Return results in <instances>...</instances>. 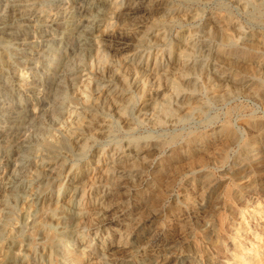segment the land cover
<instances>
[{"label": "rangeland", "instance_id": "1", "mask_svg": "<svg viewBox=\"0 0 264 264\" xmlns=\"http://www.w3.org/2000/svg\"><path fill=\"white\" fill-rule=\"evenodd\" d=\"M83 1H88V0H57V1L56 0H0V28H2V36L0 35V84H2L3 82H7L10 85L12 83L13 75H17L18 77L24 80V86L26 88L28 86L29 87L34 86L35 87L34 91L31 90L27 94L28 96L33 95L34 97L37 98L39 105H37L36 107L31 106V108L35 110H37L36 108L39 109L44 106L49 107L50 105L51 106L54 105L52 101L47 100V95H49V89L46 87L50 80L49 78H51V74H49L50 77L45 75L43 68L44 65L47 63H54L55 64L54 66H56L57 62L59 61L60 57L64 55L65 51L67 50L74 51V48L76 47V42L80 36V30L82 28L79 31L77 30L78 32L77 31L71 32L68 37H64L62 35V30H63L62 28L70 22L71 15H74L75 19L78 22L83 19L85 15V11L82 7ZM117 1L119 4H121L120 6L122 8H125V10L122 9L121 10L122 12L118 11L117 14H115L109 20V30L110 32H118L116 34H119L121 32L124 34H128L129 38L126 39V41H123L120 39L118 40V37H112L102 42V54H105L109 60H115V59L120 60L122 56H124V54L126 55L128 53H133L136 51H141L142 53L145 52V54H147L148 52H157L158 50L160 52H163L166 57L165 59H167V57L170 56L169 51L171 52L174 51L173 49L177 40L182 36H189V35L192 36V38L194 39L197 45V47H195L194 50L191 52V56H190L191 62L195 66L193 65L188 70V74H187V76L189 75L188 77L192 78L195 81H192V83L183 87L182 92L184 93L180 96L179 100L173 101L174 107L176 106L177 108L176 111L173 113L174 116L173 115L169 116L166 114L163 115L162 112H159L162 106L161 101L159 100L155 102L156 107L159 108L158 111H155L156 112L155 114L150 113L147 110L148 108L146 106L151 101L150 99L151 97L149 95L143 94L140 90L138 91L137 89L138 83L136 84L132 82L129 84L130 85L129 91H130V95L135 98H133V100L129 104L128 113L126 114L125 117H120V115L118 114V109L115 110V107L113 108L112 105L107 106L101 104L100 102L98 103L96 102L95 104L96 107L91 106L92 109L95 110L96 116L97 117L99 116V119L102 120L103 129L104 131L105 130L106 131L101 132L99 129H91L92 131H94L92 132L91 130L86 129L87 126L86 124L87 117H86L85 122H83V124L81 125L83 127L81 131L83 134V138L88 139L89 141V149L88 152H86L85 156L83 155L80 157L77 154V150H76L77 145L70 144L71 138L72 140H74L75 135L73 137L72 135L64 137L63 136L64 134H61L58 131H54L53 120L55 118L56 119L59 118V114L57 115L58 112L56 114L55 113L51 114L49 112H46L44 117H42L40 123V125H42V128H44L42 129L43 132L42 130H38V126L36 125L37 128L36 127L30 128V130L32 129L31 130L32 132L30 130H29L30 132L24 130L23 133L21 134L18 133L17 131H15V134L11 132L8 138V140L10 139V141L8 142H4L0 139V171L6 173L7 175H11L12 173L14 174L18 172L19 162L16 161V158L20 157L21 159V155L19 154V152L23 151L27 145L37 143L36 140L39 137V135L45 136L47 132L53 131L59 137L65 139L67 138L66 140H68L66 147H64L61 151L62 155L65 157L64 158L65 168L63 169L62 173H66L67 169L68 170L80 169L81 166L85 165L89 160H91L94 156L97 155L100 156V165L105 163L109 159L118 160L120 158H123L122 161H119L111 166L110 168L111 175L108 177V179H106V181L109 180V182L107 181L104 183L105 180H103V182L98 183V185H95L97 193H94V195L98 193L110 194L109 199H107L104 202L105 204L106 203L108 204L109 202H114L115 203V204L113 203L114 205L124 204L126 202H130L132 204L130 210L131 215H126L124 217L122 216L113 217L111 216L112 215L111 213H109L110 215L107 214L110 217V218L108 217L110 226L112 227L115 226L114 227L115 231H113L107 242L108 243L118 242L120 233L117 232V229L124 231L125 233L124 237L122 238V244L127 245L126 249H122V251L118 250L115 254H112V259L113 260L117 259L116 260L117 263L157 264L152 260L145 259L148 255H151L156 257L158 261L164 258L171 257L173 258V260H171L170 263L168 264H175L177 257L180 258L181 256L188 253L190 255L196 256L197 260H200L201 264H202L201 262L202 260L204 261L203 264H239L242 257L248 252V248L250 247L249 239L254 238L253 247L255 250H253L252 259L248 264H264V234L257 235L255 232V229H258V225L264 223V201H263L264 200V170H263L264 169V132H259L261 131L260 129L264 126V103H263L264 102V88H263L264 86V6H263V11L260 12V10H258L259 6L257 5V3L255 4L256 0H249L252 3V5L246 4L247 1L245 2V0H233V1L232 0H202V1L201 0L198 1L147 0V2L145 1L143 7L151 9L150 11L151 13L149 15H145L141 13L134 16L129 14V11L127 10L129 7L127 3L128 0H117ZM16 2H19L20 4ZM18 7H20L21 9L23 8L25 9V7L28 8L26 11L27 12L26 17L25 16L21 17ZM243 7H245L246 9ZM254 8H258V9H254ZM16 11H18V14H16ZM181 15L183 16V18ZM179 16L180 18H178ZM159 19L165 21L164 22L165 24L162 23L161 21L157 22V20ZM215 19H219V20L216 21ZM167 20H169L168 21V23L170 22L169 24L167 23ZM177 21L179 22L177 23ZM222 21H230L235 23L238 26L239 31L235 32L232 29L229 30L225 28L223 29L224 31H221L220 24H222L221 23ZM130 22H132L133 26ZM205 29L208 30H206L205 32ZM159 30L166 31V41H165L166 43L159 42L158 44H156L157 41L154 39V34H156V32H158ZM210 30H212L213 32L212 31L210 32ZM220 32H222L226 36L227 34L234 36L235 34L238 33V36L240 38V42H239L240 44L238 43L237 44L238 46L237 45L233 46L231 50L230 48H228L227 50L226 49L227 46L225 47L221 44L222 42V40H220L221 35L218 34ZM216 35L218 36L216 37ZM33 37L35 38V40ZM217 38L219 39V41ZM252 40L255 41L257 40L259 42H255ZM242 43L244 44L242 45ZM256 43L260 45H256ZM61 44L62 47H60ZM240 45L242 46V48ZM117 49H120L119 52L115 51ZM229 50L232 52H230ZM108 51L110 52L108 53ZM219 51L222 52L220 53ZM201 52H202V56L200 55ZM214 52L216 55L214 54ZM75 53L77 55H75ZM75 53L73 54L74 56L72 55L71 57L73 59L75 58L73 62L74 61L76 62L74 63H78L81 60V57L77 52ZM211 54L214 55L212 56ZM55 56L57 57V59L53 62ZM218 56L220 58L217 59L216 57ZM236 56L238 57L236 58ZM99 59H101L100 56L94 59V66L91 69V76L93 81L88 86V90L86 93L90 100L96 98L97 95L103 94L104 86L107 84L108 81V76H109L108 75L109 68H107L108 65L107 64L102 65L103 62H101L102 60ZM98 61L101 63V65ZM240 62H242V64ZM33 63L35 64L34 66ZM229 64L231 66H229ZM217 65L220 66L222 71H225V73L227 71L231 72L232 75L239 80L231 81L230 84L227 85V88L224 87L226 86V83L228 84L227 78L226 79L223 78L224 79V80L222 79L223 82L222 80H219L220 76L215 77V80L213 82L206 80L207 78L206 69L204 70V72L201 71L200 69H202V66H206L207 68L210 67L213 70L219 67ZM232 66H236V68ZM256 68L258 69V71ZM243 69L244 70L246 69V72ZM198 71L200 72L197 73ZM258 75H261L262 77ZM34 80L35 82L37 81L36 82L37 85L34 84ZM196 81L197 82L199 81V83H196ZM213 83L217 84L220 87L211 90ZM69 84L70 82L69 83L67 82L66 86L68 87V89H71V87H69ZM116 84H117V88L121 91L123 89V86H121L122 84L119 82ZM96 87H100V88L102 87V88L99 89ZM203 87H205L206 90ZM237 88L238 89L241 88V89L237 90ZM201 89L205 91H202ZM259 89H261L262 91ZM37 90H39V92ZM241 90L243 91L241 92ZM7 92H9L8 96L10 97L11 96L10 92L12 93L11 89L8 90ZM209 99L211 100L213 99V100L211 101ZM9 100L10 99L0 98V112H1L0 116H2V114H4L7 111L6 109L8 107ZM184 100L186 102L188 100V102L186 103ZM191 100L194 102H192ZM179 101L183 103L181 104L179 103ZM81 103H83L82 100L72 98V100H70L72 111H80V109L83 107V104ZM97 107L98 109H96ZM139 110H141V112ZM150 115L153 117H151ZM3 120L4 119L0 117V129L1 126L5 125V122H3ZM116 120L119 122L117 123ZM43 122L46 124H44ZM130 124H132L131 127ZM243 127H245V129ZM219 128L222 130H220ZM35 130H37L36 132L38 134L34 132ZM234 131L238 134H243V138H242L243 140L241 139L242 141L241 140L234 142L233 140L231 141V137L233 136L232 134L235 133ZM35 134L37 137L35 136ZM97 134L100 136H98ZM173 135L177 137L176 138L177 141L175 139L174 143L173 142L168 143L167 139L171 140V138L174 137ZM136 137L139 140H136L135 139ZM131 138L134 139L130 140ZM149 138H151L152 140ZM19 141L21 142V144L19 143ZM125 143L126 145H124ZM91 144L95 146H92ZM257 146L261 148L259 149ZM213 156H214V160H213ZM58 159L59 158H53L52 160H58ZM261 159L263 161H260ZM44 160L49 161L51 160V158L48 155H45ZM125 161L127 162V165ZM119 163L120 165L121 163L123 165L120 166ZM226 164L229 165V166L227 165V170L228 171L230 170L229 172L224 169L222 170L223 165ZM28 169L30 170L27 171L28 172L27 175L29 176L25 175L28 178L24 176L23 181L24 183L27 182L26 184L31 183V186L28 189L22 190L23 192L21 191V193H25V194L24 195L20 194L21 196H19L15 208L17 211L16 210L14 211L12 218L7 225V235L12 237H14V235L18 236L17 238H19L22 244L24 243L25 240H27L26 239L28 238L27 236L32 234V231L35 228H37V226L40 224V221L44 219V216H46L45 211L39 209L40 208L39 203L41 199L47 193H49L50 190L47 184L45 185L41 181L40 183L39 179L33 178L34 168L32 167V165H28ZM9 170L13 172H9ZM117 177L119 178V181ZM132 180L133 182H131ZM129 185H132L133 188ZM202 185H205L206 188L209 187V189L207 188L208 189L207 191L203 190L201 188ZM124 188L126 191L123 190ZM29 190L31 192H28ZM168 191L170 192V194ZM159 192L160 194L164 193L165 196L160 195ZM229 196L232 197L229 198ZM234 196L235 198H233ZM153 198H155V201L153 200ZM189 198H194L195 203L192 202L194 200L190 202ZM199 200L203 201L205 207L206 205H208L207 208L209 210L206 216H201L199 213L198 210L199 205L196 203ZM154 209L159 210L160 217L157 220V222L151 224L149 222H146L145 220L147 214H150L152 211H154ZM184 209L185 211L186 210L187 211L185 212ZM142 210L144 211L146 210V211L144 212ZM173 213H177V217H179L181 223L176 230L174 231L170 230V232L175 240H181L183 247L185 246L184 249L186 250L185 251L169 250V252L167 251L168 252L167 253L165 251H162L163 249L162 247L156 246L155 241L163 233V231L161 230L162 225L170 222ZM194 214L195 216H192ZM55 228L56 227L54 225L50 232L52 231L54 232ZM124 228H127V230ZM155 232H157L159 235L156 234ZM94 233L95 230L88 232L90 237L89 239H91L93 243H96L97 241L102 242L103 241L102 238L100 239L99 237L96 238L93 237ZM106 234L107 233H103V235ZM141 242L143 245H140ZM21 245H18L16 247L15 249L16 252H19V250L22 249ZM0 246H1L0 247V256H1L4 249L6 248L5 238L0 239ZM34 246H35L34 252H30L29 250H27L26 253H24L26 254L25 255L26 260L23 264H40L41 262L45 263L48 260L47 258L48 257L47 255L49 254L48 243L42 240L34 244ZM77 249L78 250H75L70 255L71 262L77 261V264H79L81 261V264H84V262L87 261V257L84 256L83 257L84 259L82 257L78 258V256L76 255H78V253L82 250V247L81 248L77 247ZM119 251L121 252V254ZM127 253L129 255L126 256ZM88 254L92 255L93 257L92 261L96 262L97 264H106L105 263L106 261L102 260V258L98 256V251L92 250L88 252ZM208 259H210L209 263H207ZM35 260L37 261V263ZM17 264H21V263H17ZM61 264H65V263L62 262ZM160 264H163V262Z\"/></svg>", "mask_w": 264, "mask_h": 264}, {"label": "bare ground", "instance_id": "2", "mask_svg": "<svg viewBox=\"0 0 264 264\" xmlns=\"http://www.w3.org/2000/svg\"><path fill=\"white\" fill-rule=\"evenodd\" d=\"M57 1V0H56ZM145 1L147 0H128L127 3L129 5L128 11L131 15H138V14H145L149 15L151 12V9L144 8L143 5L145 4ZM186 1V0H185ZM198 1V0H196ZM202 1V0H201ZM200 1V2H201ZM233 1V0H232ZM246 4L252 5V3L249 0ZM14 2V1H13ZM35 2V1H34ZM33 2V3H34ZM175 2V1H173ZM178 2V1H177ZM191 2V1H189ZM240 2V1H239ZM19 3V2H16ZM14 3V4H16ZM50 3V1H49ZM61 3V2H60ZM254 3V2H253ZM257 3L258 9L263 11L264 6V0H256L255 4ZM20 4V3H19ZM68 4V3H67ZM177 4V3H176ZM193 4V3H192ZM199 4V3H198ZM244 4V3H243ZM56 5V3H55ZM54 5V6H55ZM58 5V3H57ZM65 5V4H64ZM73 5V4H72ZM77 5V4H76ZM121 4L118 3V1L114 0H88L82 2V7L85 11V15L82 20L79 22L75 19L74 15H71L70 22L64 26L62 29V35L64 37H68L71 32L79 31L80 30V36L76 42V47L74 48V51L67 50L65 51L64 55L60 57L59 61L57 62V65L54 66V63H47L44 65V74L50 77L49 74H51V78H49V82L46 88L49 89V95H47V100L53 102V106H44L41 108H36L37 110L31 108L36 107L38 104V100L33 95L28 96L29 91H34V86H28L27 88L24 86V80L17 75H13L12 77V83L9 85L7 82H3L0 84V98L1 99H10L8 101V107L7 111L2 114L3 122H5V125L1 126L0 129V139L4 142L10 141L9 134L12 132L15 134V131L18 133H23L24 130L29 131L31 127L38 126V130H42L41 119L44 117L46 112H49L51 114H59V118H55L53 120V129L54 131H58L61 134H64V137L72 135V137L75 135L74 140L70 141L71 145L76 144L77 145V154L81 156H85L86 152H88L89 149V141L88 139L83 138L82 129L81 126L83 122H85V119L87 117V126L86 129H99L101 132H105L102 125V120L99 119V116H96L95 110L92 109L91 106H95L96 102H100L103 105H112L113 108L115 107V110L118 109V114L120 117H125L128 113V106L133 100V96L130 95V89L129 84L130 83H138V91L140 90L143 94L149 95L151 98V101L149 104H147V110L150 113L155 114V111H158L159 108L156 107V101H161V108L159 112H162L163 115H173L176 111V106L174 107L173 101L179 100L180 96L184 93L182 92V88L186 85H189L192 83V78L188 77V70L194 65L191 62V52L194 50L195 47H197L194 39L192 36H182L180 37L175 46L174 51H169L170 56L165 59V54L163 52H160L159 50L157 52H148L145 54V52L136 51L133 53L124 54L120 60H109L108 57L105 54H102V42L106 39L112 38V37H118V40L126 41L128 39L129 35L124 33L118 32H110L109 30V20L117 14L118 11H121L122 9L125 10V8H122L120 6ZM178 5V4H177ZM188 5V4H187ZM61 6V4H60ZM70 6V5H69ZM185 6V5H184ZM189 6V5H188ZM191 6V4H190ZM243 6V5H242ZM31 7V6H30ZM58 7V6H57ZM71 7V6H70ZM164 7V6H163ZM193 7V6H192ZM191 7V8H192ZM16 8V7H15ZM59 8V7H58ZM166 8V6H165ZM195 8V7H194ZM245 8V7H243ZM3 9V8H2ZM1 9V10H2ZM20 11V15L25 16L27 15V9H21L18 7ZM156 9V8H155ZM246 9V8H245ZM248 9V7H247ZM17 10V9H16ZM163 10V9H162ZM189 10V8H188ZM80 11V10H79ZM165 11V10H164ZM186 11V10H185ZM13 12V10H12ZM122 12V11H121ZM68 13V12H67ZM169 13V12H168ZM183 13V12H182ZM16 14H18V11H16ZM52 14V12H51ZM82 14V13H81ZM121 14V13H120ZM161 14V11H160ZM159 14V15H160ZM164 14V13H163ZM186 14V13H185ZM183 14V15H185ZM167 15V14H166ZM165 15V16H166ZM189 15V14H188ZM216 15V14H215ZM219 15V14H218ZM14 16V14H13ZM17 16V15H16ZM19 16V15H18ZM39 16V15H38ZM54 16V15H53ZM79 16V15H78ZM169 16V15H168ZM182 16V15H181ZM211 16V15H210ZM28 17V16H27ZM34 17V16H33ZM40 17V16H39ZM60 17V16H59ZM82 17V16H81ZM117 17V16H116ZM115 17V19H116ZM141 17V15H140ZM154 17V16H153ZM175 17V16H174ZM218 17V16H217ZM19 18V17H18ZM41 18V17H40ZM54 18V17H53ZM62 18V17H61ZM67 18V17H66ZM80 18V17H79ZM148 18V17H147ZM171 18V17H170ZM169 18V19H170ZM180 18V16L178 17ZM183 18V16H182ZM190 18V17H189ZM192 18V17H191ZM208 18V17H207ZM210 18V17H209ZM213 18V16H212ZM8 19V18H7ZM134 19V18H133ZM132 19V20H133ZM141 19V18H140ZM173 19V18H172ZM221 19V18H220ZM13 20V19H12ZM42 20V19H41ZM40 20V21H41ZM52 20V19H51ZM153 20V19H152ZM171 20V19H170ZM185 20V19H184ZM183 20V21H184ZM192 20V19H191ZM218 21L219 19H215ZM4 21V20H2ZM1 21V22H2ZM8 21V20H7ZM15 21V20H14ZM60 21V20H59ZM141 21V20H140ZM147 21V20H146ZM161 21L164 23L163 20H157V22ZM169 20H167L168 23ZM175 21V20H174ZM182 21V20H181ZM180 21V22H181ZM190 21V20H189ZM39 22V21H38ZM134 22V21H133ZM139 22V21H136ZM152 22V21H151ZM179 21H177L178 23ZM186 22V21H185ZM206 22V21H205ZM213 22V21H212ZM7 23V22H6ZM5 23V24H6ZM12 23V22H11ZM21 23V22H20ZM127 23V22H126ZM132 24V22H130ZM129 23V24H130ZM154 23V22H153ZM170 23V22H169ZM168 23V24H169ZM200 23V22H199ZM209 23V21H208ZM221 31H224L223 29H232L235 32L239 31L238 26L230 21H222ZM123 24V22H122ZM165 24V23H164ZM182 24V23H180ZM117 25V24H116ZM148 25V24H147ZM178 25V24H177ZM193 25V24H192ZM198 25V24H197ZM205 25V24H204ZM212 25V24H210ZM216 25V24H215ZM121 26V25H120ZM127 26V25H126ZM125 26V27H126ZM131 26V25H130ZM129 26V27H130ZM133 26V24H132ZM181 26V25H180ZM209 26V25H208ZM169 27V26H168ZM174 27V26H173ZM143 28V27H142ZM165 28V27H164ZM179 28V27H178ZM198 28V27H197ZM200 28V27H199ZM210 28V27H209ZM217 28V26H216ZM111 29V27H110ZM124 29V28H123ZM170 29V28H169ZM204 29V28H203ZM140 30V28H139ZM175 30V29H174ZM189 30V29H188ZM208 29H205V32ZM220 30V28H219ZM7 31V30H6ZM77 31V32H78ZM125 31V30H123ZM204 31V30H203ZM212 30H210L211 32ZM132 32V31H130ZM197 32V31H196ZM209 32V31H208ZM213 32V31H212ZM244 32V31H243ZM241 32V33H243ZM128 33V32H127ZM169 33V32H168ZM217 33V31H216ZM215 33V34H216ZM221 33V34H220ZM218 33L221 35L222 42L221 44L223 46H227L228 48H231L233 46H236L240 42V38L238 36V33L234 36L231 35H224L222 32ZM245 33V32H244ZM135 34V33H134ZM142 34V33H141ZM185 34V33H184ZM206 34V33H205ZM248 34V33H247ZM0 35L2 36V28H0ZM26 35V34H25ZM119 35V36H116ZM138 35V34H137ZM242 35V34H241ZM5 36V35H4ZM15 36V35H13ZM18 36V35H17ZM28 36V35H27ZM218 35H216L217 37ZM263 36V35H262ZM24 37V36H22ZM42 37V35H41ZM152 37V36H151ZM169 37V36H168ZM201 37V36H200ZM204 37V36H203ZM208 37V36H207ZM237 37V38H236ZM34 38V37H33ZM138 39V38H137ZM154 39L157 41L156 44L159 42L166 43V31L159 30L154 34ZM209 39V38H208ZM218 39V38H217ZM32 40V39H31ZM35 40V38H34ZM130 40V39H129ZM172 40V38H171ZM212 40V39H211ZM210 40V41H211ZM260 40V39H259ZM53 41V40H52ZM58 41V40H57ZM131 41V40H130ZM135 41V40H134ZM149 41V40H148ZM147 41V42H148ZM152 41V40H151ZM219 41V39H218ZM255 41V40H252ZM50 42V40H49ZM146 42V43H147ZM171 42V41H170ZM251 42V41H250ZM259 42V41H255ZM133 43V42H132ZM136 43V42H135ZM150 43V42H149ZM220 43V42H219ZM218 43V44H219ZM59 44V43H58ZM104 44V43H103ZM170 44V43H169ZM240 44V43H239ZM244 43H242L243 45ZM250 44V43H249ZM254 44V43H253ZM251 44V45H253ZM33 45V42H32ZM37 45V44H36ZM106 45V44H105ZM124 45V44H123ZM147 45V44H146ZM256 45H260L257 44ZM24 46V45H23ZM53 46V45H52ZM141 46V45H139ZM159 46V45H158ZM238 46V45H237ZM241 46V45H240ZM31 47V46H30ZM62 47V44L61 46ZM153 47V46H152ZM166 47V46H165ZM199 47V46H198ZM58 48V47H57ZM105 48V47H104ZM115 48V47H114ZM200 48V47H199ZM198 48V50H199ZM208 48V47H207ZM219 48V46H218ZM242 48V46H241ZM32 49V48H31ZM50 49V48H49ZM63 49V48H62ZM127 49V48H126ZM206 49V48H205ZM36 50V49H35ZM120 49L115 50L116 52H119ZM151 50V49H150ZM215 50V49H213ZM218 50V49H217ZM229 50V51H230ZM37 51V50H36ZM52 51V50H51ZM57 51V50H56ZM55 51V52H56ZM226 51V50H225ZM228 51V52H229ZM234 51V50H233ZM245 51V50H244ZM250 51V50H249ZM252 51V50H251ZM77 52L79 56L81 57V60L78 63H74L71 56ZM110 51H108L109 53ZM125 52V51H124ZM209 52V51H208ZM211 52V51H210ZM216 52V51H215ZM214 52V54H215ZM220 52V51H219ZM222 52V51H221ZM220 52V53H221ZM232 52V51H230ZM239 52V51H237ZM259 52V51H257ZM167 53V52H166ZM234 53V52H233ZM241 53V52H240ZM239 53V54H240ZM24 54V53H23ZM27 54V53H26ZM63 54V53H61ZM213 54V55H214ZM242 54V53H241ZM259 54V53H258ZM20 55V53H19ZM28 55V54H27ZM75 55H77L75 53ZM202 56V52L200 54ZM199 55V56H200ZM212 55V54H211ZM212 55V56H213ZM216 55V54H215ZM49 56V55H47ZM74 56V55H73ZM78 56V57H79ZM101 57V62L103 64H107L109 68L108 70V81L107 84L104 86L103 94L97 95L96 98L93 100H90L87 96V90L88 86L91 84L92 76H91V69L94 66V59L97 57ZM121 56V55H120ZM207 56V55H205ZM210 56V57H212ZM239 56V55H238ZM236 56V58L238 57ZM29 57V56H28ZM196 57V56H195ZM204 57V56H203ZM259 57V56H258ZM257 57V58H258ZM112 58V57H111ZM207 58V57H206ZM217 59L220 58L219 56L216 57ZM223 58V57H222ZM255 58V57H253ZM50 59V58H48ZM57 59L55 56L53 62ZM114 59V58H113ZM230 59V58H229ZM248 59V57H247ZM196 60V59H195ZM227 60V59H226ZM231 60V59H230ZM218 61V60H217ZM235 61V60H233ZM251 61V60H250ZM22 62V61H21ZM48 62V61H47ZM52 62V61H50ZM99 62V61H98ZM223 62V59H222ZM246 62V60H245ZM257 62V61H256ZM262 62V61H261ZM100 63V62H99ZM204 63V62H203ZM214 63V62H213ZM229 63V62H228ZM234 63V62H233ZM242 64V62H240ZM238 63V64H240ZM244 63V62H243ZM38 64V63H37ZM231 64V62H230ZM229 64V66H231ZM235 64V63H234ZM247 64V63H245ZM244 64V66H245ZM249 64V63H248ZM255 64V63H254ZM2 65V64H1ZM9 65V64H8ZM35 64L33 63V66ZM43 65V64H42ZM101 65V63H100ZM258 65V64H257ZM10 66V65H9ZM195 66V65H194ZM212 66V65H211ZM219 66V65H217ZM228 66V65H227ZM243 66V67H244ZM256 66V65H255ZM31 67V66H30ZM100 67V66H99ZM201 67V66H200ZM214 67V66H213ZM235 67L236 66H232ZM240 67V66H239ZM248 67V66H247ZM246 67V68H247ZM103 68V67H102ZM225 68V67H224ZM227 68V67H226ZM245 68V67H244ZM251 68V67H250ZM259 68V66H258ZM39 69V68H38ZM193 69V68H192ZM195 69V68H194ZM206 69L207 78L208 81H214L215 77L220 76L219 80H222L223 78H227L228 84H230L231 81H238L235 76L232 75L231 72L222 71L220 66L218 68H215L212 70L210 67L202 66L201 71L204 72ZM238 69V68H237ZM241 69V68H240ZM249 69V68H248ZM254 69V68H253ZM257 69V68H256ZM255 69V70H256ZM101 70V69H100ZM235 70V69H234ZM244 70V69H243ZM261 70V68H260ZM97 71V70H96ZM194 71V70H193ZM246 72V69L244 70ZM258 71V69H257ZM198 71L197 73H199ZM235 72V71H234ZM251 72V71H250ZM253 72V70H252ZM2 73V72H1ZM37 73V71H36ZM42 73V72H41ZM98 73V72H97ZM96 73V74H97ZM107 73V72H106ZM194 73V72H193ZM192 73V74H193ZM238 73V72H237ZM236 73V74H237ZM240 73V71H239ZM238 73V74H239ZM259 73V72H257ZM104 74V73H103ZM101 74V75H103ZM204 74V73H203ZM255 74V73H254ZM21 75V74H20ZM100 75V74H99ZM206 75V74H205ZM252 75V73H251ZM262 75V74H261ZM258 75V76H261ZM10 76V75H9ZM199 76V75H197ZM240 76V75H239ZM99 77V76H98ZM105 77V76H103ZM262 77V76H261ZM246 78V77H245ZM250 78V77H249ZM6 79V78H5ZM11 79V78H10ZM218 79V78H217ZM251 79V78H250ZM253 79V78H252ZM224 80V79H223ZM222 80V82H223ZM257 80V78H256ZM253 81V80H252ZM37 82V81H36ZM34 80V84L37 85V83ZM67 82L69 84V87L71 89H68L66 86ZM100 82V81H99ZM121 83L123 86V89L120 91L117 88L116 83ZM218 82V81H217ZM216 82V83H217ZM220 82V83H222ZM259 82V81H258ZM95 83V82H94ZM140 83V84H139ZM196 83H199V81ZM33 84V83H32ZM135 84V85H136ZM233 84V83H232ZM231 84V85H232ZM256 84V83H255ZM262 84V83H261ZM29 85V84H28ZM102 85V84H101ZM196 85V84H195ZM221 85V84H220ZM237 85V84H236ZM247 85V84H246ZM27 86V85H26ZM96 86V84H95ZM204 86V85H201ZM212 86V85H211ZM257 86V85H256ZM261 86V85H260ZM259 86V87H260ZM263 86V85H262ZM191 87V86H189ZM220 86L213 83L212 89H216ZM250 87V86H249ZM258 87V88H259ZM44 88V87H43ZM101 89L100 87H96ZM205 89V87H203ZM209 88V87H207ZM233 88V86H232ZM235 88V87H234ZM256 88V87H253ZM261 88V87H260ZM264 88V86H263ZM12 91L10 92L11 96L9 97L8 90ZM38 89V88H37ZM42 89V88H41ZM224 89V88H223ZM222 89V90H223ZM241 89V88H240ZM237 88V90H240ZM36 90V89H35ZM45 90V89H44ZM202 90V89H201ZM206 90V89H205ZM202 90V91H205ZM234 90V89H233ZM247 90V89H245ZM256 90V89H255ZM261 90V89H259ZM39 92V90H37ZM42 91V90H40ZM95 91V90H94ZM225 91V90H224ZM236 91V90H235ZM243 90H241L242 92ZM262 91V90H261ZM98 92V91H97ZM96 92V94H97ZM188 92V91H187ZM193 92V91H192ZM195 92V91H194ZM233 92V91H232ZM237 92V91H236ZM255 92V91H254ZM41 93V92H40ZM94 93V92H93ZM99 93V92H98ZM190 93V92H189ZM198 93V92H197ZM222 93V91H221ZM224 93V92H223ZM228 93V92H227ZM244 93V92H243ZM247 93V92H245ZM38 94V93H37ZM188 94V93H187ZM209 94V93H208ZM215 94V93H214ZM44 95V94H43ZM213 95V94H212ZM217 95V94H216ZM227 95V94H226ZM256 95V94H255ZM261 95V94H260ZM210 96V95H209ZM208 96V97H209ZM215 96V95H214ZM257 96V95H256ZM146 97V96H145ZM78 99L82 100L83 107L80 109V111H72L70 100ZM91 98V97H90ZM188 98V97H187ZM204 98V97H203ZM213 98V97H211ZM216 98V97H215ZM220 98V97H219ZM92 99V98H91ZM137 99V98H136ZM195 99V98H194ZM197 99V98H196ZM205 99V98H204ZM182 100V99H180ZM193 100V99H192ZM191 100V101H192ZM201 100V99H200ZM211 100V99H209ZM208 100V102H209ZM213 100V99H212ZM211 100V101H212ZM263 100V99H262ZM185 101V100H184ZM190 101V102H191ZM199 101V99H198ZM136 102V101H135ZM186 102V101H185ZM188 102V100H187ZM186 102V103H187ZM189 102V103H190ZM194 102V101H192ZM196 102V100H195ZM207 102V101H206ZM50 103V102H49ZM137 103V102H136ZM179 103H183L179 101ZM264 103V102H263ZM194 104V103H193ZM199 104V102H198ZM203 104V102H202ZM42 105V104H41ZM46 105V104H45ZM176 105V104H175ZM189 105V104H188ZM142 106V105H141ZM183 106V105H182ZM192 106V105H191ZM96 107V106H95ZM132 107V106H131ZM198 107V106H197ZM212 107V106H211ZM3 108V107H2ZM109 108V107H108ZM195 108V106H194ZM98 109V107L96 108ZM193 109V107H192ZM197 109V108H196ZM76 110V109H75ZM100 110V109H99ZM114 110V109H113ZM182 110V109H181ZM5 111V109H4ZM53 111V113H52ZM102 111V110H101ZM109 111V110H108ZM112 111V110H111ZM141 112V110H139ZM188 111V110H187ZM190 111V109H189ZM115 112V111H114ZM180 112V111H179ZM193 112V110H192ZM196 112V111H194ZM1 113V112H0ZM109 113V112H108ZM148 113V112H147ZM160 113V114H162ZM187 113V112H186ZM112 114V113H111ZM56 115V116H57ZM188 115V114H187ZM55 116V115H54ZM151 116V115H150ZM149 116V118H150ZM156 116V115H155ZM106 117V116H105ZM111 117V116H110ZM114 117V115H113ZM153 117V116H151ZM159 117V116H158ZM163 117V116H162ZM176 117V116H175ZM112 118V117H111ZM148 118V117H147ZM166 118V117H165ZM258 118V117H257ZM46 119V117H45ZM50 119V118H49ZM52 119V117H51ZM50 119V120H51ZM114 119V118H113ZM111 119V120H113ZM176 119V118H175ZM178 119V118H177ZM261 119V118H260ZM109 120V121H111ZM153 120V119H152ZM160 120V119H159ZM166 120V119H165ZM250 120V119H249ZM256 120V119H255ZM49 121V120H48ZM104 121V120H103ZM115 121V120H114ZM117 121V120H116ZM125 121V120H124ZM119 121H117L118 123ZM126 122V121H125ZM152 122V121H151ZM160 122V121H159ZM167 122V121H166ZM253 122V121H252ZM251 122V123H252ZM255 122V121H254ZM44 123V122H43ZM51 123V122H49ZM110 123V122H109ZM121 123V122H120ZM157 123V122H155ZM168 123V122H167ZM173 123V122H172ZM227 123V122H226ZM46 124V123H44ZM223 124V123H222ZM37 125V126H36ZM116 125V124H115ZM129 125V124H128ZM132 124H130L131 127ZM230 125V124H229ZM47 126V125H46ZM51 126V125H50ZM106 126V125H105ZM111 126V125H110ZM114 126V125H113ZM221 126V125H220ZM226 126V125H225ZM228 126V125H227ZM249 126V125H248ZM224 127V126H223ZM222 127V128H223ZM229 127V126H228ZM113 128V127H112ZM245 129V127H243ZM248 128V127H246ZM220 129V128H219ZM250 129V128H249ZM32 130V129H31ZM30 130V131H31ZM87 130V131H88ZM222 130V129H220ZM227 130V129H226ZM259 132H264V126L260 129ZM29 131V132H30ZM35 130L34 132H36ZM52 131V130H51ZM92 131V130H91ZM16 132V133H17ZM32 132V131H31ZM41 132V131H40ZM43 132V130H42ZM47 132V131H46ZM94 132V131H92ZM213 132V131H212ZM218 132V130H217ZM221 132V131H219ZM235 132V131H234ZM25 133V132H24ZM27 133V132H26ZM37 133V132H36ZM241 133V132H240ZM248 133V132H247ZM253 133V132H251ZM19 134V135H20ZM28 134V133H27ZM33 134V133H32ZM38 134V133H37ZM41 134V133H39ZM43 134V133H42ZM95 134V133H94ZM201 134V133H200ZM199 134V135H200ZM250 134V133H249ZM257 134V132H256ZM12 135V134H11ZM18 135V134H17ZM26 135V134H25ZM24 135V136H25ZM98 135V134H97ZM95 135V136H97ZM104 135V134H103ZM110 135V134H109ZM231 141H239L243 138V134L234 133L232 134ZM247 135V134H246ZM23 136V137H24ZM33 136V135H32ZM36 136V134H35ZM94 136V135H93ZM100 136V135H98ZM108 136V135H107ZM174 136V135H173ZM197 136V135H196ZM245 136V135H244ZM256 136V135H254ZM261 136V135H260ZM15 137V136H14ZM37 137V136H36ZM35 137V138H36ZM219 137V136H218ZM221 137V136H220ZM27 138V136H26ZM34 138V139H35ZM177 137L174 136L171 138V140L167 139L168 143L175 142V139ZM245 138V137H244ZM259 138V137H258ZM32 139V138H31ZM67 139V138H66ZM65 138L59 137L56 133L47 132L45 136L39 135L36 142L34 144L27 145L23 151L19 152L21 155L20 157H17L16 155V161L19 162V169L18 172L12 173L11 175H7L6 173H3L0 171V239L5 238L6 241V248L4 249L3 253L0 256V264H17L21 263L23 264L26 260V251L29 250L30 252L35 251L34 244L38 243L39 241H45L48 243V260L40 264H58L64 262L65 264H77V261L71 262L70 255L75 250H78L77 247H82V250L78 253L79 257H87V261L84 262V264H97L96 262L92 261L93 257L92 255L88 254V252L92 250L98 251V256L102 258V260H105L106 264H119L117 263V259H112V254H115L118 250L126 249L127 245L122 244V238L124 237L125 233L124 231L118 230L117 232L120 233L119 240L117 243H108V239L110 238L113 231H115V226L112 227L109 224V216L107 214L111 213L113 217H124L126 215H131V203L126 202L124 204H117L114 205V202H109L107 205L104 203L107 199H109L110 194H96L97 193L95 185H98V183H101L104 181L109 182L108 177L110 174V168L115 163L122 161L123 158H120L118 160L109 159L105 163L100 165V156H94L91 160H89L85 165L81 166L80 169L74 170V169H67L66 173H62L63 169L65 168V160L64 156L62 155V149L66 147L68 140ZM134 138H131L132 140ZM136 140L137 137L135 138ZM151 139V138H149ZM24 140V139H23ZM30 140V139H29ZM97 140V139H96ZM141 140V138H140ZM144 140V138H143ZM146 140V138H145ZM152 140V139H151ZM159 140V139H157ZM162 140V139H161ZM229 140V139H228ZM243 140V139H242ZM241 140V141H242ZM128 141V140H127ZM149 141V140H148ZM165 141V140H164ZM177 141V139H176ZM187 141V140H186ZM35 142V141H34ZM97 142V141H96ZM133 142V141H132ZM130 142V143H132ZM137 142V141H136ZM135 142V143H136ZM185 142V141H183ZM255 142V141H254ZM260 142V140H259ZM13 143V142H12ZM21 144V142L19 141ZM138 143V142H137ZM144 143V142H143ZM163 143V142H162ZM225 143V142H224ZM139 144V143H138ZM230 144V141H229ZM92 145V144H91ZM126 145V143L124 144ZM131 145V144H130ZM133 145V144H132ZM165 145V144H164ZM170 145V144H169ZM223 145V144H221ZM254 145V143H253ZM250 145V146H253ZM257 145V144H256ZM95 146V145H92ZM191 146V145H189ZM247 146V145H246ZM262 146V145H261ZM145 147V146H144ZM258 147V146H257ZM23 148V147H22ZM122 148V147H120ZM128 148V147H127ZM227 148V147H226ZM230 148V147H229ZM254 148V147H253ZM259 148V147H258ZM261 148V147H260ZM259 148V149H260ZM216 149V148H215ZM221 149V148H220ZM228 149V148H227ZM18 151V150H17ZM131 151V150H130ZM134 151V150H133ZM219 151V150H218ZM225 151V150H224ZM223 151V152H224ZM4 152V151H3ZM7 152V151H6ZM97 152V149H96ZM256 152V151H255ZM18 153V152H17ZM130 153V152H129ZM228 153V152H227ZM18 154V155H19ZM89 154V153H88ZM263 154V153H262ZM45 155H48L51 160L45 161ZM67 155V154H66ZM147 155V154H146ZM215 155V154H214ZM219 155V154H217ZM14 156V155H13ZM89 156V155H88ZM112 156V155H111ZM145 156V155H143ZM72 157V156H71ZM78 157V156H77ZM168 157V156H167ZM228 157V156H227ZM263 157V156H262ZM53 158H59L58 160H52ZM79 158V157H78ZM85 158V157H84ZM103 158V157H102ZM220 158V157H219ZM224 158V157H223ZM226 158V157H225ZM13 159V158H12ZM38 159V160H37ZM81 159V158H80ZM125 159V158H124ZM141 159V158H140ZM144 159V158H143ZM142 159V160H143ZM222 159V158H221ZM40 160V161H39ZM73 160V159H71ZM76 160V158H75ZM86 160V159H85ZM214 160V156H213ZM216 160V158H215ZM258 160V159H257ZM2 161V160H1ZM6 161V160H5ZM78 161V160H77ZM82 161V160H80ZM131 161V159H130ZM218 161V160H217ZM260 161H263L262 159ZM70 162V161H69ZM126 162V161H125ZM136 162V161H135ZM139 162V161H138ZM143 162V161H142ZM206 162V161H205ZM210 162V161H209ZM258 162V161H257ZM7 163V162H6ZM73 163V162H72ZM129 163V162H128ZM208 163V162H207ZM227 163V162H226ZM75 164V163H74ZM78 164V163H77ZM134 164V163H133ZM140 164V163H139ZM202 164V163H201ZM28 165H32L34 168V177L39 179V182H43L45 185L47 184L50 188L49 193H47L40 201V210L45 211L46 216H44V219L40 221V224L32 231V234L27 236V240L24 241L22 244L18 236L12 237L7 235V225L9 221L12 218V215L14 211L16 210V205L18 202L20 194L24 195L25 193H21L22 190L28 189L31 186L30 184L24 183V176L27 175V171H30L28 169ZM120 165V163H119ZM121 165H123L121 163ZM120 165V166H121ZM127 165V162H126ZM130 165V164H129ZM136 165V164H135ZM199 165V164H198ZM203 165V164H202ZM206 165V164H205ZM227 165H223L222 170H227ZM131 166V165H130ZM134 166V165H133ZM207 166V165H206ZM205 166V167H206ZM211 166V165H210ZM222 166V165H221ZM229 166V165H228ZM70 167V166H69ZM213 167V165H212ZM235 167V166H234ZM259 167V166H258ZM7 168V167H6ZM232 168V167H231ZM230 168V169H231ZM239 168V167H238ZM14 169V167H13ZM121 169V168H120ZM200 169V168H199ZM221 169V168H220ZM5 170V169H4ZM12 170V169H11ZM207 170V169H206ZM209 170V169H208ZM262 170V169H261ZM264 170V169H263ZM3 171V170H2ZM190 171V170H189ZM199 171V170H198ZM217 171V170H216ZM228 171V170H227ZM230 171V170H229ZM228 171V172H229ZM234 171V170H233ZM9 172H13L10 171ZM191 172V171H190ZM213 172V171H212ZM263 172V171H262ZM236 173V172H235ZM261 173V172H260ZM64 174V175H63ZM208 174V173H207ZM214 174V173H213ZM212 174V175H213ZM223 175V174H222ZM29 176V175H27ZM25 176V177H27ZM113 176V175H112ZM119 176V175H118ZM194 176V174H193ZM210 176V175H209ZM235 176V175H234ZM240 176V175H239ZM123 177V176H122ZM201 177V176H200ZM211 177V176H210ZM28 178V177H27ZM118 178V177H117ZM115 178V179H117ZM196 178V177H195ZM202 178V177H201ZM111 179V178H109ZM114 179V180H115ZM124 179V178H123ZM156 179V178H155ZM217 180V179H216ZM238 180V179H237ZM116 181V180H115ZM119 181V178H118ZM117 181V183H118ZM122 181V180H120ZM172 181V180H171ZM218 181V180H217ZM220 181V180H219ZM40 182V183H41ZM133 182V180L131 181ZM239 182V181H238ZM113 183V182H112ZM171 183V182H170ZM203 183V181H202ZM214 183V182H213ZM242 183V182H241ZM240 183V184H241ZM121 184V183H120ZM134 184V183H133ZM210 184V183H209ZM215 184V183H214ZM243 184V183H242ZM116 185V184H115ZM119 185V184H117ZM122 185V184H121ZM135 185V184H134ZM39 186V185H38ZM112 186V185H111ZM132 187V185H129ZM137 187V186H136ZM36 188V187H35ZM34 188V189H35ZM113 188V187H112ZM111 188V189H112ZM133 188V187H132ZM140 188V187H139ZM169 188V187H168ZM201 188L203 190H208L209 187H205V185H202ZM200 188V189H201ZM222 188V187H220ZM151 189V188H150ZM201 189V190H202ZM239 189V188H237ZM125 190V188L123 189ZM192 190V189H191ZM222 190V189H221ZM226 190V189H225ZM33 191V190H32ZM37 191V190H36ZM126 191V190H125ZM156 191V190H155ZM158 191V190H157ZM224 191V190H223ZM23 192V191H22ZM28 192H31L30 190ZM101 192V191H100ZM122 192V191H120ZM132 192V191H131ZM169 192V191H168ZM226 192V191H225ZM112 193V192H111ZM157 193V192H156ZM155 193V194H156ZM189 193V192H188ZM236 193V192H235ZM160 194V192H159ZM170 194V192H169ZM187 194V193H186ZM195 194V193H194ZM219 194V193H218ZM224 194V193H223ZM34 195V194H33ZM116 195V194H115ZM119 195V194H118ZM158 195V194H157ZM164 195V193L160 194ZM172 195V194H171ZM184 195V194H183ZM235 195V194H234ZM114 196V195H113ZM112 196V197H113ZM130 196V195H129ZM159 196V195H158ZM165 196V195H164ZM178 196V195H177ZM187 196V195H186ZM218 196V195H217ZM118 197V196H117ZM125 197V196H124ZM155 197V196H154ZM171 197V196H170ZM196 197V196H195ZM232 196H229L231 198ZM27 198V197H26ZM217 198V197H216ZM235 198V196L233 197ZM146 199V198H145ZM157 199V198H156ZM224 199V198H223ZM227 199V198H226ZM237 199V198H236ZM234 199V200H236ZM121 200V199H120ZM152 200V199H151ZM155 201V198H153ZM181 200V199H180ZM179 200V201H180ZM190 202L194 200V198H189ZM214 200V199H213ZM229 200V199H228ZM133 201V200H132ZM162 201V200H161ZM185 201V200H184ZM188 201V200H187ZM264 201V200H263ZM151 202V201H150ZM172 202V201H171ZM195 203V200L192 201ZM223 202V201H222ZM22 203V202H21ZM26 203V202H25ZM114 203V204H113ZM158 203V202H157ZM156 203V204H157ZM165 203V202H164ZM198 206V210L201 216H206L208 213V208L206 205H204L203 201L196 202ZM211 203V202H210ZM28 204V202H27ZM172 204V203H171ZM170 204V205H171ZM179 204V203H178ZM223 204V203H222ZM230 204V203H229ZM38 206V207H39ZM149 206V205H148ZM195 206V205H194ZM150 207V206H149ZM152 207V206H151ZM192 207V206H191ZM196 207V206H195ZM213 207V206H212ZM219 207V206H218ZM221 207V206H220ZM148 208V207H147ZM160 208V207H159ZM186 208V206H185ZM143 209V208H142ZM145 209V208H144ZM150 209V208H149ZM146 209V210H149ZM223 209V208H222ZM145 210V211H146ZM218 210V209H217ZM220 210V209H219ZM17 211V210H16ZM144 211V210H142ZM141 211V212H142ZM144 211V212H145ZM185 211V209H184ZM187 211V210H186ZM185 211V212H186ZM140 212V213H141ZM196 212V211H195ZM217 212V211H216ZM230 212V211H229ZM143 213V212H142ZM164 213V212H163ZM31 214V213H30ZM145 214V213H144ZM162 214V213H161ZM189 214V213H188ZM196 214V213H195ZM192 215V216H195ZM216 214V213H215ZM110 215V214H109ZM43 216V215H42ZM139 216V215H138ZM214 216V215H213ZM39 217V214H38ZM109 217V218H108ZM133 217V216H132ZM141 217V216H140ZM160 217V212L158 209H154L150 214H147L146 216V222H149L151 224L157 222V220ZM36 218V217H35ZM196 218V217H195ZM137 219V218H136ZM162 219V218H161ZM192 219V218H190ZM200 219V218H199ZM204 219V218H203ZM141 220V219H140ZM30 221V220H29ZM127 221V220H126ZM190 221V220H189ZM194 221V220H193ZM204 221V220H203ZM210 221V219H209ZM31 222V221H30ZM34 222V221H33ZM196 222V221H195ZM135 223V222H134ZM137 223V222H136ZM181 221L179 220V217H177V213H173L172 217L170 219V222L167 224L162 225V235L156 239L155 245L162 247V251L169 252V250H182L185 251L183 244L181 240H175L173 238V235L171 234L170 230H176L177 227L180 225ZM212 223V222H211ZM187 224V223H186ZM209 224V223H208ZM55 225L54 232H50ZM132 225V224H131ZM198 226V225H197ZM20 227V226H19ZM35 227V226H34ZM127 227V226H126ZM129 227V225H128ZM133 227V226H132ZM199 227V226H198ZM218 227V226H217ZM206 228V227H205ZM127 230V228H124ZM197 229V228H196ZM201 229V226H200ZM95 230L93 237H99L102 238V242L97 241L96 243H93L91 239H89V231ZM188 230V229H187ZM204 230V229H203ZM23 231V228H22ZM182 231V230H181ZM201 231V230H200ZM213 231V230H212ZM11 232V231H10ZM9 232V233H10ZM19 232V231H18ZM216 232V231H215ZM256 234H264V223H261V225H258V229H255ZM31 233V232H30ZM103 233H107L106 235H103ZM158 234L157 232H155ZM25 234V233H24ZM155 234V235H156ZM19 235V234H18ZM23 235V234H22ZM159 235V234H158ZM178 235V234H177ZM24 236V235H23ZM22 236V237H23ZM157 236V235H156ZM217 236V235H216ZM215 236V237H216ZM113 237V236H112ZM154 237V236H153ZM190 237V236H189ZM218 237V236H217ZM93 238V239H95ZM148 238V237H147ZM245 238V237H244ZM152 239V238H150ZM154 240V239H153ZM250 240V247L248 248V252L242 257L239 264H248L250 260L252 259L253 254V244H254V238L249 239ZM147 241V240H144ZM150 241V240H149ZM148 241V242H149ZM152 241V240H151ZM186 241V240H185ZM256 241V240H255ZM128 242V241H127ZM126 242V243H127ZM190 242V241H189ZM124 243V242H123ZM145 243V242H144ZM147 243V242H146ZM22 244V245H21ZM185 244V243H184ZM2 245V244H1ZM18 245H21L22 249L19 250V252H16V247ZM140 245H143L142 242ZM217 245V244H216ZM212 246V245H211ZM210 246V247H211ZM1 247V246H0ZM117 247V248H116ZM130 247V246H129ZM137 247V246H135ZM139 247V246H138ZM213 247V246H212ZM159 248V247H156ZM212 250V249H211ZM128 251V250H127ZM134 251V250H133ZM136 251V250H135ZM22 252V253H21ZM100 252V254H99ZM120 252V251H119ZM124 252V251H123ZM161 252V251H160ZM167 252V253H168ZM126 253V252H125ZM137 253V252H136ZM121 254V252H120ZM129 255L128 253L126 256ZM179 255V254H178ZM257 255V254H256ZM138 256V255H137ZM140 256V255H139ZM180 256V255H179ZM54 258V259H52ZM99 258V257H98ZM139 258V257H137ZM75 259V258H74ZM77 259V258H76ZM84 259V258H83ZM146 260H152L156 262L157 264H160L163 262V264L170 263L173 258H164L160 261L154 256L148 255ZM40 260V259H39ZM56 260V261H54ZM78 260V259H77ZM139 260V259H138ZM36 261V260H35ZM142 261V260H141ZM175 261V260H174ZM210 259L207 260V263H209ZM40 262V261H39ZM203 264V260L201 261ZM37 263V261H36ZM81 264V261L80 263ZM175 264H201L200 260H197L196 256L185 254L181 256L180 258L177 257Z\"/></svg>", "mask_w": 264, "mask_h": 264}]
</instances>
